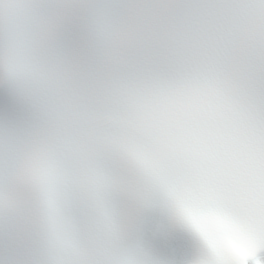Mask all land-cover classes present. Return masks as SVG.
I'll use <instances>...</instances> for the list:
<instances>
[{
	"label": "snow or ice",
	"instance_id": "obj_1",
	"mask_svg": "<svg viewBox=\"0 0 264 264\" xmlns=\"http://www.w3.org/2000/svg\"><path fill=\"white\" fill-rule=\"evenodd\" d=\"M0 264H264V0H0Z\"/></svg>",
	"mask_w": 264,
	"mask_h": 264
}]
</instances>
